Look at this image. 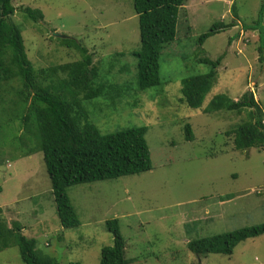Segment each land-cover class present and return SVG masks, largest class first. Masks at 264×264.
<instances>
[{"label": "rangeland", "instance_id": "1", "mask_svg": "<svg viewBox=\"0 0 264 264\" xmlns=\"http://www.w3.org/2000/svg\"><path fill=\"white\" fill-rule=\"evenodd\" d=\"M262 2L188 0L180 10L177 40L161 55V84L140 91L133 56L140 47L134 0H14L12 20L37 69L81 59L76 48L52 35L74 37L88 48L101 81L114 95V101L85 103L91 121L103 134L147 127L153 169L70 187L81 225L64 230L43 154L24 125V111L7 108V116L0 117V216L9 225L18 222L24 235L35 238L38 248L59 264H100L101 249L114 243L106 224L115 219L132 264H264V235L240 243L232 256L197 258L187 247L197 239L264 223V148L237 150L227 135L245 113L206 112L220 95L235 102L253 96L264 111V51L260 53L259 32L245 29L258 19ZM25 7L42 14L39 26L24 18ZM233 21V28L199 43L214 23ZM222 55L203 107L189 108L181 100L182 79L210 70L199 59ZM18 88L14 81L6 90ZM186 124L192 127V141L186 139ZM27 151L32 155L22 156ZM225 199L230 200L221 202ZM0 264L25 263L12 246L0 252Z\"/></svg>", "mask_w": 264, "mask_h": 264}, {"label": "trees", "instance_id": "2", "mask_svg": "<svg viewBox=\"0 0 264 264\" xmlns=\"http://www.w3.org/2000/svg\"><path fill=\"white\" fill-rule=\"evenodd\" d=\"M187 1L134 0V10L139 18L140 47L133 52V56L137 59V84L140 91L161 84V55L165 48L177 40L180 10ZM13 2L0 0V117L7 116V108L14 112L22 108L24 125L33 136L37 151L43 154L60 224L64 230L76 229L81 223L68 195L69 188L151 171L152 156L146 138L148 128L131 127L103 134L91 121L85 103L99 98L113 100L114 95L105 88L107 84L101 81L100 68L94 63L93 55L74 37L52 35L68 47L76 48L81 59L37 69L27 55L22 30L12 20L17 11ZM22 13L34 25L39 26L38 23L43 19L40 12L31 8H23ZM263 23L264 2L258 19L245 28L259 32L261 54L264 51ZM235 25L234 21L230 24L214 23L210 31L200 37L199 43ZM223 58L224 55L216 60L199 59L198 62L209 66L210 70L205 74L182 79L181 100L189 108L203 107L215 85L217 70ZM14 81L18 82L19 88L11 89L10 93L6 90L7 84ZM91 106L95 108L94 102ZM224 110L239 116L246 114L241 124L227 133L233 136L237 150L264 148V111L253 96L245 95L235 102L220 95L206 108L208 113ZM185 136L188 141L193 140L194 133L190 124L185 126ZM30 155L27 151L22 156ZM106 225L114 235V243L101 249L100 264H132V259L126 257V242L118 220L108 221ZM23 231L24 228L18 222L9 225L0 216V252L17 246L25 264H59L57 259L45 255L38 248L35 238H28ZM263 235L264 223L197 239L187 246L197 258L210 254L232 256L240 243Z\"/></svg>", "mask_w": 264, "mask_h": 264}, {"label": "clouds", "instance_id": "3", "mask_svg": "<svg viewBox=\"0 0 264 264\" xmlns=\"http://www.w3.org/2000/svg\"><path fill=\"white\" fill-rule=\"evenodd\" d=\"M255 193H257V195H260L262 192L261 191H255ZM188 247V246H187ZM189 250V249H188ZM194 255V254H193Z\"/></svg>", "mask_w": 264, "mask_h": 264}, {"label": "crops", "instance_id": "4", "mask_svg": "<svg viewBox=\"0 0 264 264\" xmlns=\"http://www.w3.org/2000/svg\"><path fill=\"white\" fill-rule=\"evenodd\" d=\"M227 201H229V200H225V201H221V202L226 203Z\"/></svg>", "mask_w": 264, "mask_h": 264}, {"label": "water", "instance_id": "5", "mask_svg": "<svg viewBox=\"0 0 264 264\" xmlns=\"http://www.w3.org/2000/svg\"><path fill=\"white\" fill-rule=\"evenodd\" d=\"M57 36H60V35L57 34Z\"/></svg>", "mask_w": 264, "mask_h": 264}]
</instances>
